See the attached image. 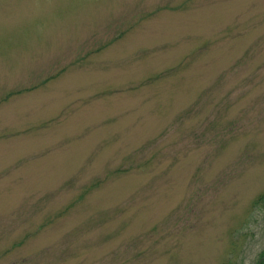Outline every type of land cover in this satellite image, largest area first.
<instances>
[{
	"label": "rangeland",
	"instance_id": "374dc122",
	"mask_svg": "<svg viewBox=\"0 0 264 264\" xmlns=\"http://www.w3.org/2000/svg\"><path fill=\"white\" fill-rule=\"evenodd\" d=\"M264 0H0V264H257Z\"/></svg>",
	"mask_w": 264,
	"mask_h": 264
},
{
	"label": "trees",
	"instance_id": "16d2710c",
	"mask_svg": "<svg viewBox=\"0 0 264 264\" xmlns=\"http://www.w3.org/2000/svg\"><path fill=\"white\" fill-rule=\"evenodd\" d=\"M257 264H264V252H263L262 256L260 257V260L258 261Z\"/></svg>",
	"mask_w": 264,
	"mask_h": 264
}]
</instances>
